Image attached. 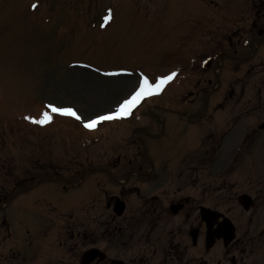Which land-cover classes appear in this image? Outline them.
I'll return each instance as SVG.
<instances>
[{
	"label": "rangeland",
	"instance_id": "374dc122",
	"mask_svg": "<svg viewBox=\"0 0 264 264\" xmlns=\"http://www.w3.org/2000/svg\"><path fill=\"white\" fill-rule=\"evenodd\" d=\"M246 2L0 0V207L8 203L0 208V264H21L48 243L55 254L65 232L79 237L77 257L97 247L130 264H264V45L250 63L232 58L250 29L233 31ZM237 67L254 75L243 79ZM171 73L131 118L95 132L54 114L43 125L26 119L54 103L86 120L114 109L140 74ZM213 73L225 79L209 91ZM118 76L129 78L120 91ZM38 171L45 180L3 202ZM243 192L253 199L248 211L237 202ZM116 196L126 203L119 217ZM200 206L230 217L228 248L216 241L205 251L203 228L192 245Z\"/></svg>",
	"mask_w": 264,
	"mask_h": 264
},
{
	"label": "snow or ice",
	"instance_id": "6c2138e0",
	"mask_svg": "<svg viewBox=\"0 0 264 264\" xmlns=\"http://www.w3.org/2000/svg\"><path fill=\"white\" fill-rule=\"evenodd\" d=\"M32 7L35 8L36 5L33 4ZM105 19H110V15ZM121 71L123 72L126 70ZM128 75L131 74L129 73ZM174 75L175 73H171L153 80L144 74H140L129 88L127 94L117 102L114 110H110L104 114H97L87 120L81 117L78 112L71 107L56 106L53 104L45 106L46 110L41 113L39 119H33L31 117H26V119L32 120L33 123L43 125L50 123L53 119V114H56L81 121L86 129L91 130L102 122L122 119L131 115L133 110L137 108L143 100L147 97L159 94L164 85H166L174 77Z\"/></svg>",
	"mask_w": 264,
	"mask_h": 264
},
{
	"label": "flooded vegetation",
	"instance_id": "af4514ba",
	"mask_svg": "<svg viewBox=\"0 0 264 264\" xmlns=\"http://www.w3.org/2000/svg\"><path fill=\"white\" fill-rule=\"evenodd\" d=\"M245 9L249 13L246 16L245 20H240V22L236 25V30L241 31V29L245 27H249L248 34L241 33L240 36L237 37V49L235 50V56L232 57L234 60L243 63H250L252 59H254L255 54L259 47H263L264 45V0H247L245 4ZM243 38V39H242ZM226 40H224L225 42ZM225 54V53H224ZM230 59L231 57L228 56ZM221 60V58H220ZM222 66V62L220 63ZM248 69H241L237 67L234 69V72L239 73L240 76H243L245 79L247 76L254 75L251 74V71ZM214 79L218 82V85L222 86L225 76L219 78V75L213 74ZM223 79V81H222ZM221 82V84H220ZM208 83H211V80H208ZM70 220V219H68ZM69 240H73L74 237L68 238ZM71 246H66V241L59 245V249L64 256H67L68 264H77L75 260V251L69 250L68 248ZM74 251V252H73ZM47 262L52 264H66L61 263L60 260H57L54 256L49 255L47 258Z\"/></svg>",
	"mask_w": 264,
	"mask_h": 264
},
{
	"label": "water",
	"instance_id": "95a60500",
	"mask_svg": "<svg viewBox=\"0 0 264 264\" xmlns=\"http://www.w3.org/2000/svg\"><path fill=\"white\" fill-rule=\"evenodd\" d=\"M242 204H243L244 208L247 209L250 205L249 197L243 196ZM179 207L180 206H174L173 212H176ZM114 210L118 214H120L123 211V204L120 202H117ZM201 213H202V218L205 221L215 219L219 216L217 213L212 212L208 209H201ZM233 232H234V229H233V226L230 224V222L227 219L223 220L222 222L219 223V227H217L215 229V233H213L210 229H208L207 237H206L207 247H209L213 243L214 237H219V236H221V234L223 235V238L225 239V243H227L229 240H231L233 238V236H234ZM190 234L192 236L193 242L195 243L197 232L194 230ZM93 256L94 255L91 252L85 253L84 259H83V262H84L83 264L89 263V261L93 258Z\"/></svg>",
	"mask_w": 264,
	"mask_h": 264
},
{
	"label": "bare ground",
	"instance_id": "6f19581e",
	"mask_svg": "<svg viewBox=\"0 0 264 264\" xmlns=\"http://www.w3.org/2000/svg\"><path fill=\"white\" fill-rule=\"evenodd\" d=\"M115 78H116V79H119V81H118V83L116 84V87H115L116 90L120 91V90H122L123 88H125V87L127 86L128 79H129L128 77H119V76H118V77H115ZM161 93H162V92H161ZM161 93H160V94H161ZM144 101H145V100H143V101L140 103V105H141ZM140 105H139V106H140ZM139 106H138V107H139ZM138 107H137V108H138ZM137 108H135V109H137ZM135 109H134V110H135ZM134 110H133V111H134ZM106 112H107V111H106ZM103 113H105V111L102 112V113H100V114H103ZM129 117H131V115H129ZM102 124H105V123L102 122L101 124H98V125L96 126L95 130H93L92 132L97 131V130L99 129V127H100Z\"/></svg>",
	"mask_w": 264,
	"mask_h": 264
}]
</instances>
